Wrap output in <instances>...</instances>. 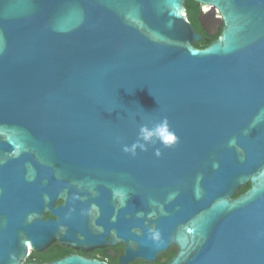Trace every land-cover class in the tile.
Returning a JSON list of instances; mask_svg holds the SVG:
<instances>
[{"label":"water","instance_id":"obj_1","mask_svg":"<svg viewBox=\"0 0 264 264\" xmlns=\"http://www.w3.org/2000/svg\"><path fill=\"white\" fill-rule=\"evenodd\" d=\"M186 1L0 0V264H264V0Z\"/></svg>","mask_w":264,"mask_h":264},{"label":"flooded vegetation","instance_id":"obj_2","mask_svg":"<svg viewBox=\"0 0 264 264\" xmlns=\"http://www.w3.org/2000/svg\"><path fill=\"white\" fill-rule=\"evenodd\" d=\"M201 13H205L204 7L201 5L198 6V13H197V23L195 25H192L194 31L201 36H205L204 38H210L218 34L221 30V21H219V17H216L215 23L211 28H207L206 24L198 21V16L201 15ZM250 188V184H245L239 187L234 195L233 199L238 198L245 194ZM61 201H56L54 204V207L61 205ZM44 218L46 220L53 218L52 215L49 213L44 214ZM66 248L64 246L59 245L57 242H52L46 249L35 252V251H28L25 263H37V264H43L48 262H53L54 260L60 259L64 256H60V254L63 252V249ZM69 249V248H68ZM72 250V249H71ZM74 251L73 253H69L67 255L75 254L82 256L87 259H93L100 262H104L106 264H118V258L123 254L124 247L123 245H118L115 247H108V248H102V249H94L89 252H82V251ZM178 252V247L176 245H170L168 249L161 254L157 256V259L152 264H166L169 262ZM65 255V256H67ZM137 261H133L129 264H135Z\"/></svg>","mask_w":264,"mask_h":264},{"label":"trees","instance_id":"obj_3","mask_svg":"<svg viewBox=\"0 0 264 264\" xmlns=\"http://www.w3.org/2000/svg\"><path fill=\"white\" fill-rule=\"evenodd\" d=\"M184 6L186 8V14H187V18H188V21L191 23V25H195L197 23V13H198V6L199 4L191 1V0H188L184 3ZM218 34H216L215 36L213 37H210V38H204L205 36H203L201 38L200 41L194 43V46L196 48H205L209 43H211L212 41H214L216 38H217ZM74 251H72L71 249H68V248H64L63 249V252L60 254V256H65L69 253H73ZM135 264H145L141 261H137L135 262Z\"/></svg>","mask_w":264,"mask_h":264},{"label":"clouds","instance_id":"obj_4","mask_svg":"<svg viewBox=\"0 0 264 264\" xmlns=\"http://www.w3.org/2000/svg\"><path fill=\"white\" fill-rule=\"evenodd\" d=\"M165 124H166V121H162L161 125L157 127V129L155 130V133L148 132L146 134H143L142 138L145 141H147L149 137L155 134L162 144H164L165 146H170L172 142L174 141V135L173 133L167 131L166 128H164ZM141 132L143 133V129L141 130ZM125 151H127V148H125Z\"/></svg>","mask_w":264,"mask_h":264},{"label":"bare ground","instance_id":"obj_5","mask_svg":"<svg viewBox=\"0 0 264 264\" xmlns=\"http://www.w3.org/2000/svg\"><path fill=\"white\" fill-rule=\"evenodd\" d=\"M205 13L202 15V21L204 24H206L207 28H211L213 24L215 23L216 14L215 12L209 10L208 7H204Z\"/></svg>","mask_w":264,"mask_h":264},{"label":"rangeland","instance_id":"obj_6","mask_svg":"<svg viewBox=\"0 0 264 264\" xmlns=\"http://www.w3.org/2000/svg\"><path fill=\"white\" fill-rule=\"evenodd\" d=\"M212 10V9H211ZM214 12H215V10H214ZM215 14H216V17H219V15L217 14V12H215Z\"/></svg>","mask_w":264,"mask_h":264}]
</instances>
